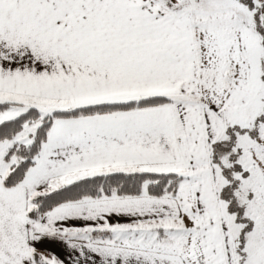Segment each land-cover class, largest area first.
<instances>
[{"label":"snow or ice","instance_id":"6c2138e0","mask_svg":"<svg viewBox=\"0 0 264 264\" xmlns=\"http://www.w3.org/2000/svg\"><path fill=\"white\" fill-rule=\"evenodd\" d=\"M0 264H264V0H0Z\"/></svg>","mask_w":264,"mask_h":264}]
</instances>
